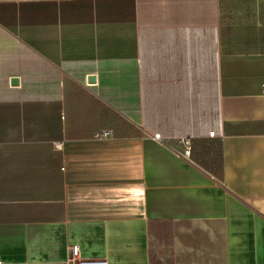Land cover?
I'll return each mask as SVG.
<instances>
[{
	"label": "crops",
	"instance_id": "0c3cea01",
	"mask_svg": "<svg viewBox=\"0 0 264 264\" xmlns=\"http://www.w3.org/2000/svg\"><path fill=\"white\" fill-rule=\"evenodd\" d=\"M71 245L264 264V0H0V264Z\"/></svg>",
	"mask_w": 264,
	"mask_h": 264
},
{
	"label": "built area",
	"instance_id": "2783aa9c",
	"mask_svg": "<svg viewBox=\"0 0 264 264\" xmlns=\"http://www.w3.org/2000/svg\"><path fill=\"white\" fill-rule=\"evenodd\" d=\"M110 131L103 130L100 133L97 134L98 137L106 136ZM213 132H210L212 134ZM155 139H160L159 134H153L152 135ZM179 142H181L185 146V154L189 153V146H190V139L188 137H179ZM58 146V144H56ZM69 261L70 264H109L108 260L105 257H82L74 255V253H78V246L77 245H71L69 247Z\"/></svg>",
	"mask_w": 264,
	"mask_h": 264
},
{
	"label": "water",
	"instance_id": "95a60500",
	"mask_svg": "<svg viewBox=\"0 0 264 264\" xmlns=\"http://www.w3.org/2000/svg\"><path fill=\"white\" fill-rule=\"evenodd\" d=\"M88 80L89 81H92V80H94V77L93 76H90V77H88ZM16 81H17L16 78L12 79V82H16Z\"/></svg>",
	"mask_w": 264,
	"mask_h": 264
}]
</instances>
